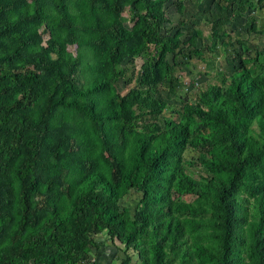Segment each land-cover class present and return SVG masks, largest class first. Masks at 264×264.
Wrapping results in <instances>:
<instances>
[{
  "label": "trees",
  "instance_id": "16d2710c",
  "mask_svg": "<svg viewBox=\"0 0 264 264\" xmlns=\"http://www.w3.org/2000/svg\"><path fill=\"white\" fill-rule=\"evenodd\" d=\"M263 4L0 0V264H264ZM204 50L227 71L189 98Z\"/></svg>",
  "mask_w": 264,
  "mask_h": 264
},
{
  "label": "rangeland",
  "instance_id": "374dc122",
  "mask_svg": "<svg viewBox=\"0 0 264 264\" xmlns=\"http://www.w3.org/2000/svg\"><path fill=\"white\" fill-rule=\"evenodd\" d=\"M185 7L181 12L178 13V11L175 8H168V16L171 19V25L173 27V31H175L177 28L182 26L180 22H191L194 23V26H199L204 34L208 33L210 31V25L209 21L214 20L215 15L214 10L208 9L206 7L200 6L198 4H195L193 2H188L184 1ZM263 9H264V4H263ZM261 9L257 11L256 13L259 15L264 14V10ZM123 15L127 16L128 15V9L123 11ZM217 19L224 23L223 25L228 28V32L234 31L237 27L236 24H234V20L232 17L227 15L223 10H220V12L217 14ZM189 24H187L186 28H183V35L182 37L186 38L189 35V31L191 28L188 27ZM241 32V31H240ZM250 41L253 44H259V46H262L264 44V35L256 37L254 35L250 36ZM230 49V47L228 48ZM68 50L71 53H75V47L74 46H68ZM204 59L199 57L198 55H193L192 59L188 61V63L185 65L179 64L182 69H178L175 71L177 75H179L182 79L184 80H189V79H194L195 83L193 84H186L184 86L183 93L184 96H187L189 98L195 97V95L198 93L199 88L204 89L209 82H216V72L217 69L222 68V70L227 71L225 68V62L223 58V51L219 50L218 53L215 54V57H213L207 50H204ZM180 62H183V58H179ZM129 77L122 79L119 81V85L121 86V93H125L134 83L133 78L130 80L128 84L122 87V85L125 84V81ZM213 79V80H212ZM193 85V86H192ZM186 157L187 156H192L194 155V152L191 149H188L185 152ZM134 199H136V196L133 195L131 198L130 197H125L123 199V202H133ZM98 239V238H97ZM98 245L99 247H105V245H109V241H101V239H98ZM111 246V245H110ZM93 254H95V250L93 251Z\"/></svg>",
  "mask_w": 264,
  "mask_h": 264
}]
</instances>
